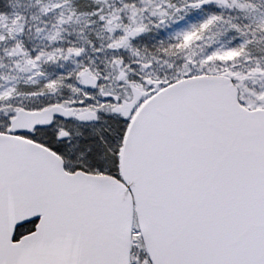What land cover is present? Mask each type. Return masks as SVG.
Wrapping results in <instances>:
<instances>
[{
    "label": "snow or ice",
    "instance_id": "1",
    "mask_svg": "<svg viewBox=\"0 0 264 264\" xmlns=\"http://www.w3.org/2000/svg\"><path fill=\"white\" fill-rule=\"evenodd\" d=\"M0 264H264V0H0Z\"/></svg>",
    "mask_w": 264,
    "mask_h": 264
}]
</instances>
